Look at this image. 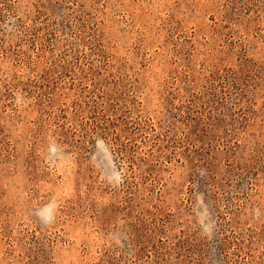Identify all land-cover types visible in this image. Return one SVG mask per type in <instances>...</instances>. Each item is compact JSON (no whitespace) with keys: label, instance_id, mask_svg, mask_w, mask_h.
<instances>
[{"label":"rangeland","instance_id":"1","mask_svg":"<svg viewBox=\"0 0 264 264\" xmlns=\"http://www.w3.org/2000/svg\"><path fill=\"white\" fill-rule=\"evenodd\" d=\"M0 264H264V0H0Z\"/></svg>","mask_w":264,"mask_h":264}]
</instances>
